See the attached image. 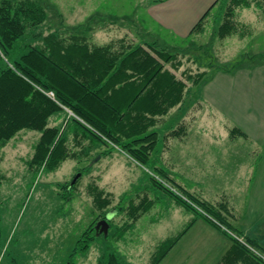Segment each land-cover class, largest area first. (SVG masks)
Instances as JSON below:
<instances>
[{"label": "rangeland", "instance_id": "1", "mask_svg": "<svg viewBox=\"0 0 264 264\" xmlns=\"http://www.w3.org/2000/svg\"><path fill=\"white\" fill-rule=\"evenodd\" d=\"M2 1L4 0H0ZM11 1L18 3L24 0ZM35 1L47 11L48 19L43 25L27 31L22 39L25 45H36L37 37L39 41L41 37L50 33L60 34L67 39L74 35L83 36L89 39L90 44L98 46L118 42L125 37L127 42L135 45L146 46L157 43L160 48L178 53V60L183 66L173 72L178 79L184 81H187L186 77L190 74L197 76L207 72L209 76L220 67L226 66L225 68L229 69L232 67L230 64L237 59H242L241 68L250 69L264 64V0L254 3L250 10L238 9L235 20L246 32V36L241 38L235 35L224 40L216 37V30L221 22L215 19L216 9L206 21L202 33H195L183 39L159 28L148 14L149 7L160 0ZM167 68L172 70L171 65ZM218 73L225 72L215 73L202 87L197 88L193 83L187 82L188 88L183 105L160 118L153 129L158 132L159 141L152 157L153 161L159 158L157 152L163 149V141L173 139L169 136L173 130H182L184 135L179 139L188 137L192 140H208V142L215 140L217 143L214 144L219 146L193 147L190 150L206 151L209 157H213L229 149L232 155L236 151L237 154L246 156L241 160L233 159L229 164L228 177L234 179L233 187L241 195L243 181L239 178L241 172L244 174L242 170L248 165L249 171L251 165L247 156L255 155L254 157L261 159L264 156V146L256 147L243 130L229 117L221 115L222 113L205 99L204 88ZM234 90V86L228 85L224 92L233 94ZM65 110L67 115H55L49 124L61 127L70 117L76 118L71 111ZM239 117L240 122H247L242 111H239ZM235 126L243 131L247 138L233 137L231 130ZM39 136L38 132L23 131L6 145L0 155V264H31V260L37 259L39 264L42 262L65 264L66 254L71 252L76 241L100 214L94 206L90 193V187L95 184L105 194L111 196L113 201L111 208L117 206L124 196L140 204L145 195L150 200H155V207L143 215L121 241H116L114 234L117 226L123 224L126 215H115L111 218L109 214V218L115 222V225L109 229V234L97 237L87 253L79 249L75 258L70 257L72 261L67 263L96 264L102 255L112 251L121 256L123 264H149L161 242L177 236L190 221L195 219L197 222L199 218H203L194 213L189 220L185 214L180 213L184 209L178 205L176 207L173 199L160 189L156 188V191H152L151 177L172 192H178L179 195L176 180L169 176L164 167L156 164L168 175L167 180L162 179L155 171L138 164L119 149L102 144L93 146L88 140L82 141L79 147H94L91 148L89 156H82L80 160H68L54 172L35 171L30 161ZM230 139L235 142L225 147L224 142L227 143ZM70 142L72 150H80L79 147L74 146L76 142L73 137H70ZM79 175L81 176L76 182L74 191L71 189L73 185L70 189L66 188L67 184H72ZM203 175H212L217 185L222 186V175L218 166L205 167ZM201 185L212 187L204 182ZM226 198L220 195L218 200L225 202ZM191 203L195 209L209 218L195 203L192 201ZM227 203L233 215L235 210L232 209L229 201ZM215 204L219 205L218 202ZM127 205L128 203L125 206ZM61 223L63 226L59 225ZM63 232L67 237L59 240V236H64ZM225 235L232 237L226 232ZM53 236L55 240L50 243V247H46L48 242L44 237ZM51 245L55 246L56 253L59 254L54 260L47 259L49 257L44 253V250L52 248ZM186 253L188 251L183 241L176 246L171 264H193L192 258L184 263Z\"/></svg>", "mask_w": 264, "mask_h": 264}, {"label": "trees", "instance_id": "2", "mask_svg": "<svg viewBox=\"0 0 264 264\" xmlns=\"http://www.w3.org/2000/svg\"><path fill=\"white\" fill-rule=\"evenodd\" d=\"M259 2L217 0L194 26L190 35L202 33L206 21L216 9L215 19L221 20L216 37L220 40L235 35L244 38L246 32L235 20L238 9L250 10L254 3ZM47 19V11L35 0L0 2V155L18 134L23 131L38 132L39 140L30 161L31 167L38 172H54L68 160L89 156L94 147H79L82 141L88 140L93 146L102 144L119 149L138 164L155 171L162 179H169L152 159L159 141V134L153 129L159 119L183 105L187 82L197 88L202 87L215 73L235 74L243 66L242 59H237L230 64L232 67L229 69L226 66L220 67L209 76L207 72L197 76L190 74L186 77L187 81H184L173 72L183 66L178 60V53L160 48L157 43L135 45L123 38L118 42L98 46L90 44L89 39L83 36L74 35L67 39L60 34L50 33L39 41L37 37L36 45H25L22 39L27 31L43 25ZM168 65L172 66V70L167 68ZM51 91L55 94V100L46 95ZM65 109L76 118L70 117L61 127L51 126L49 122L53 116L67 115ZM183 135L182 130H173L169 134L173 138ZM231 135L247 138L236 126L232 128ZM70 137L75 140L74 146L79 147V151L72 150ZM151 181L152 191L160 189L222 231L214 223L216 221L243 237L249 246L263 256H257L230 237L233 246L219 264H264V250L256 240L244 236L238 229L226 203L217 205L206 202L176 187L180 194L195 203L211 220L184 201L178 192H172L153 177ZM76 185H73L72 191ZM70 186L69 183L66 188L70 189ZM90 193L100 214L83 233L71 257L79 249L87 252L91 248L97 238V222L106 219L112 211L117 212L116 216L126 215L123 224L117 226L114 234V239L121 241L155 204V200H150L147 195L140 204L124 196L117 206L111 208V196L96 184L90 187ZM109 223L111 229L115 222L111 219ZM195 223V219L190 221L177 236L161 242L149 264H161ZM97 264H123V260L117 253L109 251L102 255Z\"/></svg>", "mask_w": 264, "mask_h": 264}, {"label": "crops", "instance_id": "3", "mask_svg": "<svg viewBox=\"0 0 264 264\" xmlns=\"http://www.w3.org/2000/svg\"><path fill=\"white\" fill-rule=\"evenodd\" d=\"M216 2L217 0H160L149 7L148 14L159 28L170 31L176 37L187 39L194 26ZM228 85L234 86L233 94L224 92ZM203 93L205 99L211 102L222 113L221 115L229 117L236 126L243 130L256 147L264 146V64L256 65V67L250 69L249 67L242 68L233 75L218 73L213 81L205 86ZM239 111L244 113V118L247 122H240ZM233 141L231 139L227 140V143L225 141L224 146H230ZM214 143L217 142L215 140L213 142L192 140L188 137L187 139L173 138L165 140L163 141V149L157 152L159 158L153 162L160 167H164L169 176L176 180V185L184 189L186 193L206 202L226 203L228 205L227 202L229 201L232 209L235 210L233 216L236 219L232 218V221L244 236L256 240L264 250V156L261 159H257L254 157L255 155L247 156L248 163L249 165L251 163V165L249 171L247 165L242 170L244 174L241 172V178L239 179L243 181V186L242 194L239 195L233 187L234 179L228 177V173H230L229 164L233 159L241 160V158L246 156L239 155L236 151L232 155L229 153V149L213 157H209L206 151L193 152V150H190L193 147L219 146ZM152 159L154 158L152 157ZM208 166L219 167L222 175V186H218L213 179L215 174L213 178L212 175H203L205 167L208 168ZM224 168L225 170H223ZM196 179H199V181ZM200 181L201 183H199ZM203 182L212 187H202L201 184ZM220 195L227 197L225 202L218 200ZM174 204L176 207L178 205L184 209L180 213L185 214L189 220L192 219L194 215L192 211H189V209L176 201ZM112 212H114V217L117 212ZM59 225L63 226L62 223ZM63 234L64 236L58 237L59 240L67 237L64 232ZM44 238L48 242L46 247H50V243L55 240L54 236ZM80 239L76 241L71 252L66 254L65 264H70L67 261H72L70 260L71 254ZM183 241L186 243L188 251L185 255L184 263L192 258L193 264H219L233 246L232 240L223 231L215 228L204 218L197 220L191 230L180 240L179 244ZM176 246L161 264H171V257ZM44 253L46 257H49L47 259L50 260H54L59 255L56 253L55 246L44 250ZM77 254L78 252L74 254V258ZM100 259H98L97 263ZM50 260L49 263H51ZM34 262L39 264V259L31 260V264ZM41 264H47V262H42Z\"/></svg>", "mask_w": 264, "mask_h": 264}, {"label": "built area", "instance_id": "4", "mask_svg": "<svg viewBox=\"0 0 264 264\" xmlns=\"http://www.w3.org/2000/svg\"><path fill=\"white\" fill-rule=\"evenodd\" d=\"M46 95H47L49 98H51L52 100H55V94H54V92H52V91H51V92H47ZM179 195H180V197H181L184 201H186V202L189 203L190 205H193V204L191 203V201L187 199V197H185L184 195H182V194H180V193H179ZM216 224L222 229L223 232L228 233L230 236H232L233 238H235V239H236L237 241H239L241 244H243L244 246H246L249 250H251L252 252H254L257 256H259V257H263L262 254H260L259 252H257V251H256L255 249H253L251 246H249L243 237H240V236H238V235L232 233L231 231H229V230L226 229L225 227L221 226V225H220L219 223H217V222H216Z\"/></svg>", "mask_w": 264, "mask_h": 264}, {"label": "water", "instance_id": "5", "mask_svg": "<svg viewBox=\"0 0 264 264\" xmlns=\"http://www.w3.org/2000/svg\"><path fill=\"white\" fill-rule=\"evenodd\" d=\"M80 176L81 175H79L71 185H74L77 182V180L79 179ZM110 215H111V218H112L113 215H114V212H111ZM110 220L111 219L109 218V215H108V217L106 219H102L99 222H97V224L95 226V230L97 232L96 233L97 237H99L100 235H106L107 236L109 234V229H110L109 221Z\"/></svg>", "mask_w": 264, "mask_h": 264}]
</instances>
